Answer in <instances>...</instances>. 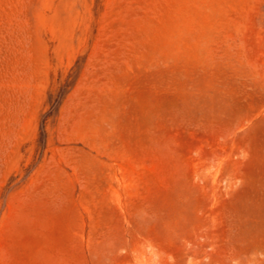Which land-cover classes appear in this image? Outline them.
<instances>
[{
	"label": "rangeland",
	"instance_id": "obj_1",
	"mask_svg": "<svg viewBox=\"0 0 264 264\" xmlns=\"http://www.w3.org/2000/svg\"><path fill=\"white\" fill-rule=\"evenodd\" d=\"M0 264H264V0H0Z\"/></svg>",
	"mask_w": 264,
	"mask_h": 264
}]
</instances>
